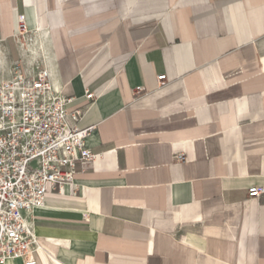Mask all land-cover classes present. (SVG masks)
<instances>
[{
    "label": "crops",
    "instance_id": "obj_1",
    "mask_svg": "<svg viewBox=\"0 0 264 264\" xmlns=\"http://www.w3.org/2000/svg\"><path fill=\"white\" fill-rule=\"evenodd\" d=\"M13 64L95 127L25 214L40 264H264V0H0Z\"/></svg>",
    "mask_w": 264,
    "mask_h": 264
},
{
    "label": "built area",
    "instance_id": "obj_2",
    "mask_svg": "<svg viewBox=\"0 0 264 264\" xmlns=\"http://www.w3.org/2000/svg\"><path fill=\"white\" fill-rule=\"evenodd\" d=\"M19 31L26 32L24 18ZM157 80L163 85L165 76ZM85 100L90 105L96 97L85 91ZM84 112L85 107L69 106L45 70L30 76L13 64L0 80V264H40L35 253L41 247L25 214L44 207L49 191L61 194L73 186L80 163L95 161L86 146L95 127H78ZM174 157L184 161L182 153ZM263 194L264 188L248 191L250 199Z\"/></svg>",
    "mask_w": 264,
    "mask_h": 264
}]
</instances>
